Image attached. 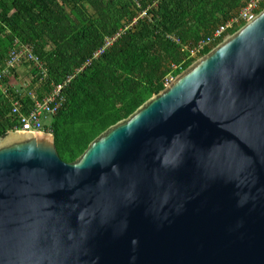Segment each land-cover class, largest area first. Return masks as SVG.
<instances>
[{
	"label": "water",
	"instance_id": "1",
	"mask_svg": "<svg viewBox=\"0 0 264 264\" xmlns=\"http://www.w3.org/2000/svg\"><path fill=\"white\" fill-rule=\"evenodd\" d=\"M0 264H264V8L73 162L0 139Z\"/></svg>",
	"mask_w": 264,
	"mask_h": 264
},
{
	"label": "trees",
	"instance_id": "2",
	"mask_svg": "<svg viewBox=\"0 0 264 264\" xmlns=\"http://www.w3.org/2000/svg\"><path fill=\"white\" fill-rule=\"evenodd\" d=\"M247 1L0 0V70L8 52L24 46L46 70L43 77L31 63L22 64L31 74L24 93L8 77L0 81V139L18 126L13 101L26 113L34 106L30 91L41 99L71 77L61 109L44 129L60 158L73 162L100 133L160 92L168 76L208 53L212 47L190 56ZM263 8L264 1L256 13ZM107 39L113 41L85 66Z\"/></svg>",
	"mask_w": 264,
	"mask_h": 264
},
{
	"label": "built area",
	"instance_id": "3",
	"mask_svg": "<svg viewBox=\"0 0 264 264\" xmlns=\"http://www.w3.org/2000/svg\"><path fill=\"white\" fill-rule=\"evenodd\" d=\"M264 0H248L246 5L240 10V12L228 20L223 25L219 26L211 36L207 37L205 40L200 41L197 46L191 50L190 56L197 57L204 48L214 47L217 43L221 42L228 35L230 31L241 27L244 23L251 20L257 13L260 8V3ZM113 39H107L104 48L99 49L95 52L91 59H89L85 66L90 64L92 59L97 58L103 50L111 44ZM24 62L31 63L37 70L42 74L43 77L46 76V70L43 67L39 59L33 55L31 49L28 47H18L12 49L8 52L7 61L4 67L0 70V81L4 77L11 78L12 70L18 68ZM175 68V67H174ZM80 71V70H78ZM71 77H68L67 80L58 85H53L51 90L46 93L41 99L36 97V94L33 91H30L29 96L34 102V106L26 113L20 112V106L18 101L12 102L11 113L17 116L18 126L15 127L12 132H27V133H43L46 132L44 129L45 125L42 120L51 118L56 115V113L61 109L64 102V96L62 90L64 86L70 81ZM173 78L168 76L165 80V85H167ZM6 93V91H4ZM47 134H51L46 132Z\"/></svg>",
	"mask_w": 264,
	"mask_h": 264
},
{
	"label": "rangeland",
	"instance_id": "4",
	"mask_svg": "<svg viewBox=\"0 0 264 264\" xmlns=\"http://www.w3.org/2000/svg\"><path fill=\"white\" fill-rule=\"evenodd\" d=\"M23 65H20L18 68V73L12 74V77L9 79L10 84L15 87V89L21 91L24 93L26 89L28 88L29 84L31 83V74L27 71V67H23ZM44 125H49L51 122V118L43 119L42 120ZM12 133V132H9ZM14 133V132H13ZM42 134H47L46 132H43Z\"/></svg>",
	"mask_w": 264,
	"mask_h": 264
}]
</instances>
